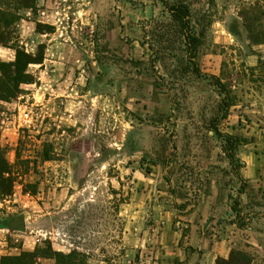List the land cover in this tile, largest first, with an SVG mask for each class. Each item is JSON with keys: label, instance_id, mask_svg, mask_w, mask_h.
Wrapping results in <instances>:
<instances>
[{"label": "rangeland", "instance_id": "1", "mask_svg": "<svg viewBox=\"0 0 264 264\" xmlns=\"http://www.w3.org/2000/svg\"><path fill=\"white\" fill-rule=\"evenodd\" d=\"M251 1H82L86 15L64 24L82 33L79 67L32 64L33 82L0 102V148L17 159L0 201V257L50 245L74 264H140L161 210L176 227V208L207 200L210 223L245 226L226 258L264 264V182L246 183L238 155L256 143L246 157L264 168V44L248 41L237 15ZM18 216L24 229L9 226Z\"/></svg>", "mask_w": 264, "mask_h": 264}, {"label": "crops", "instance_id": "2", "mask_svg": "<svg viewBox=\"0 0 264 264\" xmlns=\"http://www.w3.org/2000/svg\"><path fill=\"white\" fill-rule=\"evenodd\" d=\"M83 0H36L34 9L19 10V20L14 24L18 42L28 53L35 52V41L44 45V59L37 66L49 67L52 70L78 68L82 62L80 52L83 49L82 33L68 27L67 20L77 21L87 11H84ZM44 24L52 27V31L38 32L36 25ZM15 51L0 45V59L5 62L14 60ZM32 65V64H30ZM29 65V66H30ZM236 130V129H235ZM256 143L240 147L238 155L244 164L241 171L242 178L251 187L256 188L258 182H264V168L262 161L257 157H246L250 149L256 154ZM247 147V149L245 148ZM256 156V155H255ZM258 156V155H257ZM152 183V178H146ZM148 193L142 192L133 198L142 205ZM194 207L186 208L184 214L176 208V227H174L172 214L161 210L156 221V228L150 246L151 253L140 264H214L216 258H226L231 248H242L240 244V231H244L236 223L229 228L227 225L210 223L208 216L212 210L211 201L202 200ZM136 205V204H135ZM138 205V204H137ZM188 209V210H187ZM248 227V230H251ZM149 241V240H148ZM262 257L255 256L252 264H262ZM41 264H49L52 259H42Z\"/></svg>", "mask_w": 264, "mask_h": 264}, {"label": "trees", "instance_id": "3", "mask_svg": "<svg viewBox=\"0 0 264 264\" xmlns=\"http://www.w3.org/2000/svg\"><path fill=\"white\" fill-rule=\"evenodd\" d=\"M36 0H0V45L11 48L15 51L14 60L5 62L0 59V102H11L21 93V85L33 82V75L28 72L30 64H42L44 59V45H39L35 54L28 53L18 44L17 38L13 36L15 31L12 29L14 24L19 20V10L31 8L34 9ZM173 15L182 26L186 23L188 16V7L179 3L176 7L171 8ZM243 27L247 32V39L252 44H264V0H253L242 4L237 12ZM44 28L52 31L51 26L38 23L36 30L43 32ZM191 49H196L198 39L189 36ZM234 141L237 146L239 142L236 138L227 136ZM234 146L231 145V149ZM6 149L0 148V201L9 198L17 182L15 168L17 159L14 164L9 163L6 156ZM29 164L25 162L24 167ZM238 213L236 212V215ZM236 225L240 228L245 226L239 222ZM70 255L55 251L51 246L41 248L36 246L33 251H22L19 255H7L0 257V264H38L40 259H53L57 264H74L69 261ZM64 259H67L65 261ZM215 264H250V258L242 251H231L228 258H216Z\"/></svg>", "mask_w": 264, "mask_h": 264}, {"label": "water", "instance_id": "4", "mask_svg": "<svg viewBox=\"0 0 264 264\" xmlns=\"http://www.w3.org/2000/svg\"><path fill=\"white\" fill-rule=\"evenodd\" d=\"M9 226L11 227V228H14V229H24V227H25V224H24V217L23 216H18V217H16V218H14L11 222H10V224H9Z\"/></svg>", "mask_w": 264, "mask_h": 264}, {"label": "built area", "instance_id": "5", "mask_svg": "<svg viewBox=\"0 0 264 264\" xmlns=\"http://www.w3.org/2000/svg\"><path fill=\"white\" fill-rule=\"evenodd\" d=\"M24 117H27V114L26 113L24 114Z\"/></svg>", "mask_w": 264, "mask_h": 264}]
</instances>
